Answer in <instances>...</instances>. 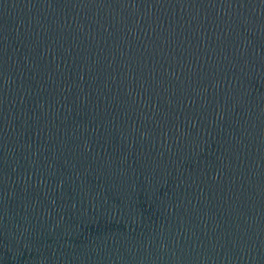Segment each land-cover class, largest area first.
I'll return each mask as SVG.
<instances>
[{
	"label": "water",
	"instance_id": "95a60500",
	"mask_svg": "<svg viewBox=\"0 0 264 264\" xmlns=\"http://www.w3.org/2000/svg\"><path fill=\"white\" fill-rule=\"evenodd\" d=\"M0 264H264V0H0Z\"/></svg>",
	"mask_w": 264,
	"mask_h": 264
}]
</instances>
